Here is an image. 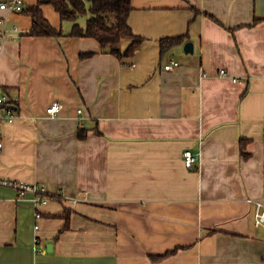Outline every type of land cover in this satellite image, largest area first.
I'll list each match as a JSON object with an SVG mask.
<instances>
[{"label": "crops", "instance_id": "crops-1", "mask_svg": "<svg viewBox=\"0 0 264 264\" xmlns=\"http://www.w3.org/2000/svg\"><path fill=\"white\" fill-rule=\"evenodd\" d=\"M131 7L143 42L121 59L69 35L72 22L65 30L51 5L43 14L63 35H29L30 16L0 10V30L19 28L0 51V83L18 98L0 126V178L37 183L48 197L35 204L34 193L0 185V264L264 260L251 202H264V0ZM182 35L161 54V39ZM171 58L179 64L165 70ZM55 101L62 108L49 117Z\"/></svg>", "mask_w": 264, "mask_h": 264}, {"label": "trees", "instance_id": "trees-1", "mask_svg": "<svg viewBox=\"0 0 264 264\" xmlns=\"http://www.w3.org/2000/svg\"><path fill=\"white\" fill-rule=\"evenodd\" d=\"M43 5H51L62 20L72 22L69 35L85 36L96 39L104 52L117 58L132 57L143 42V37L133 33L128 24L132 9L131 0H36L34 4L26 5L20 11L31 17V26L27 34L32 36H60L61 28L53 26L44 16ZM88 13L83 25L78 21L81 15ZM185 36L163 38L160 40L161 54L174 43H180ZM130 43L122 51V40ZM90 53L82 54L88 56ZM85 134L80 131L79 137ZM56 197V195H51Z\"/></svg>", "mask_w": 264, "mask_h": 264}, {"label": "built area", "instance_id": "built-area-1", "mask_svg": "<svg viewBox=\"0 0 264 264\" xmlns=\"http://www.w3.org/2000/svg\"><path fill=\"white\" fill-rule=\"evenodd\" d=\"M24 8V0H0V10L6 11L8 13H17L20 12ZM13 36L17 38L19 35V28L17 25H13L12 27H8L6 21L4 23L3 28L0 30V51L2 48V41L6 36ZM179 63L175 59L171 58L165 65L164 69L169 70ZM220 74L225 75L226 71L224 69L220 70ZM18 98L11 96L3 85L0 83V126L5 122H11L16 116ZM62 108V104L59 101L52 102L49 106L46 107V113L49 117H54L58 114L60 109ZM81 112V109H78V113ZM3 147V136L0 130V151ZM184 163L188 167H192L193 162L197 160V155L194 154L191 150L186 149L183 151ZM0 185L10 186L17 189L18 195L20 197L24 196L27 192L34 193V203L38 204L48 199L45 194V188L37 183H27L21 182L17 180H10L6 178H0ZM81 197L77 196L73 198V201L80 200ZM254 203V223L256 226H264V202L259 200H251ZM41 213L38 211L35 212V218H39ZM35 229L38 228V225L35 224ZM40 239L38 237L34 238L35 251L40 252L42 247L39 246ZM260 264H264V260L260 262Z\"/></svg>", "mask_w": 264, "mask_h": 264}, {"label": "water", "instance_id": "water-1", "mask_svg": "<svg viewBox=\"0 0 264 264\" xmlns=\"http://www.w3.org/2000/svg\"><path fill=\"white\" fill-rule=\"evenodd\" d=\"M183 48H184V52H185V53H192V52H193V42H191V41H187V42H185ZM47 249H48L49 251H51V249H52V245H51V244H48V245H47Z\"/></svg>", "mask_w": 264, "mask_h": 264}, {"label": "rangeland", "instance_id": "rangeland-1", "mask_svg": "<svg viewBox=\"0 0 264 264\" xmlns=\"http://www.w3.org/2000/svg\"><path fill=\"white\" fill-rule=\"evenodd\" d=\"M88 16V13L81 15L78 19L79 22L84 23L86 20V17ZM71 24V21L65 20L64 21V28L65 30L69 27V25Z\"/></svg>", "mask_w": 264, "mask_h": 264}]
</instances>
